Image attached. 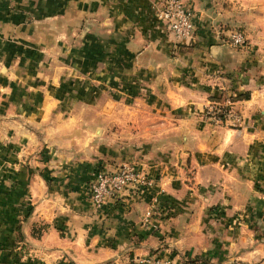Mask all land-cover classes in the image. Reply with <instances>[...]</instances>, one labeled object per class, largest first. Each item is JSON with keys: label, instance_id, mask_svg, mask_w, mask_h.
<instances>
[{"label": "crops", "instance_id": "crops-1", "mask_svg": "<svg viewBox=\"0 0 264 264\" xmlns=\"http://www.w3.org/2000/svg\"><path fill=\"white\" fill-rule=\"evenodd\" d=\"M181 1L196 26L183 39L157 18L162 0H0V264H264V71L228 72L247 54L226 44L238 25L264 47V0ZM123 84L127 132L179 142L177 165L94 209L96 137L65 117V97ZM245 93L240 127L203 117L210 97Z\"/></svg>", "mask_w": 264, "mask_h": 264}, {"label": "rangeland", "instance_id": "rangeland-1", "mask_svg": "<svg viewBox=\"0 0 264 264\" xmlns=\"http://www.w3.org/2000/svg\"><path fill=\"white\" fill-rule=\"evenodd\" d=\"M232 29L244 32L243 28L238 25L229 30ZM243 35L245 41L242 46H227L238 51L244 50L247 54L246 62L240 63L237 66L235 65L236 68L230 67L233 69L228 72L264 71V58L262 57L261 59V57H259L260 51L264 53V47L249 45V39L246 38L245 33H243ZM234 62L237 63V61ZM236 79L238 80V78ZM236 84L237 81L234 80L229 82L228 86L229 88H232V86ZM114 88L111 89L103 86L100 90L96 91L94 89L72 88L70 92L71 95L65 97V106H68V109H65V117L69 115L85 121V125L88 127L86 128L87 136H91L92 138L96 137V139H90L87 141L86 149L92 161L91 163L87 161L86 165L94 166L97 169H103L109 167L113 168L122 162H132L137 167L142 168V172L148 173L149 176H154L155 183L161 178L160 173L175 169L177 165L175 148L179 142L177 143L174 140H163L160 138H153L145 141L133 139L136 137L131 136L130 133L127 132V121L125 118L132 91L124 84L119 86V88H117V86ZM226 98H229L233 102V97L230 94L224 95L222 100H217V102H223ZM214 101L215 100H211V102ZM231 106L232 105L229 107L232 111V116L229 119H232V121H227V125L232 128H238L240 127L238 126L240 123L238 119L239 116L237 113L233 112ZM221 123L224 122H217L215 124ZM85 125L83 124L79 126L78 124H75L72 125V128L78 134L81 132L85 133L81 130V127ZM162 200L163 204L160 206L159 214L162 215V218L173 217L177 210L174 204V199L171 196L164 195ZM214 207H216V209L218 208V206ZM157 209L158 208H154L153 210L152 208L149 210L147 217H151L153 214L157 213ZM218 212H220V210ZM212 241L215 245L216 242H219L216 239H213ZM212 250H216V248L213 247ZM214 252L215 251H212V253ZM180 259L181 262L190 263V260H199V257L195 258L194 256L190 257L189 255L187 256L183 254ZM164 260L171 264L169 258H164Z\"/></svg>", "mask_w": 264, "mask_h": 264}, {"label": "built area", "instance_id": "built-area-1", "mask_svg": "<svg viewBox=\"0 0 264 264\" xmlns=\"http://www.w3.org/2000/svg\"><path fill=\"white\" fill-rule=\"evenodd\" d=\"M156 16L163 23L167 33L175 39H183L192 35L196 27L194 12L181 0H162ZM244 41L243 32L237 29L230 30L226 37V44L233 47L242 46ZM230 105L232 101L229 98L223 102L210 101L203 111V116L214 124L224 122L232 116ZM153 184L152 176L142 172L132 162H122L113 168L98 169L94 172L88 184V200L94 209H99L106 201L117 197L126 188L139 193L152 187ZM146 214L148 215L149 211ZM139 263L169 264L161 257L152 255L141 258Z\"/></svg>", "mask_w": 264, "mask_h": 264}, {"label": "trees", "instance_id": "trees-1", "mask_svg": "<svg viewBox=\"0 0 264 264\" xmlns=\"http://www.w3.org/2000/svg\"><path fill=\"white\" fill-rule=\"evenodd\" d=\"M247 96H248V93L240 94V95L235 96L233 99H238V98H241V97H242V98H247ZM222 97H223V96H221V97H219V98H217V99L214 98V97H210V99H211V100H216V101H217V100H222Z\"/></svg>", "mask_w": 264, "mask_h": 264}]
</instances>
